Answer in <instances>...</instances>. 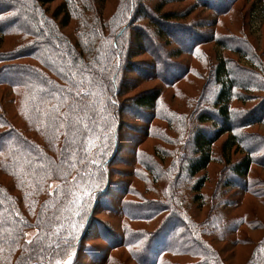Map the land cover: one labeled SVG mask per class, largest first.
Returning <instances> with one entry per match:
<instances>
[{
	"label": "trees",
	"instance_id": "16d2710c",
	"mask_svg": "<svg viewBox=\"0 0 264 264\" xmlns=\"http://www.w3.org/2000/svg\"><path fill=\"white\" fill-rule=\"evenodd\" d=\"M53 1L0 0V264H83L82 253L98 258L95 264H127L115 256L119 250L133 264H226L191 228L197 222L188 215L190 194L181 193L180 172L186 170L184 181L195 177L186 189L191 186V201L203 205L204 172L214 160L215 141L225 135L219 156L231 179L224 178L227 188L210 200L204 221L213 234L214 222L243 195L264 205V178L249 175L254 164L264 168V135L247 131L254 124L264 127V98L258 96L264 93V61L252 43L217 30L216 15L229 4L218 8L223 0H192L183 11H164L168 3L184 0H117L103 15L105 0H60L50 12ZM198 6L214 15L199 13L186 23ZM252 8L254 18H264V0H254ZM70 21L72 35L63 30ZM6 43L11 48L3 49ZM209 43L215 61L208 70L217 88L209 109L192 110L187 164L176 159L168 164L175 174L168 203L145 198L144 192L155 190L151 184L169 183V175H155L150 163L142 162L136 165L148 173V182L138 166L131 176L143 189L128 181L110 200L112 165L129 126L126 110H148L151 121L163 86L179 78L171 74L176 58ZM143 54L150 59L137 58ZM129 73L159 84L130 95ZM257 98V105L244 106ZM207 123L212 128L202 127ZM232 176L239 179L236 184ZM108 201L113 205L107 207ZM103 209L114 218L113 226L97 217ZM162 213L155 230L145 231L142 224ZM232 221L234 229L262 230L257 239L241 235V240L252 245L245 264H264V221L248 212ZM203 234L208 236L206 229ZM89 236L102 237L108 246L87 245Z\"/></svg>",
	"mask_w": 264,
	"mask_h": 264
},
{
	"label": "rangeland",
	"instance_id": "374dc122",
	"mask_svg": "<svg viewBox=\"0 0 264 264\" xmlns=\"http://www.w3.org/2000/svg\"><path fill=\"white\" fill-rule=\"evenodd\" d=\"M59 1L60 0H56L49 4L50 12L55 8ZM116 2L117 0H105L102 5L103 10L101 13L103 15L111 13ZM149 2L153 3L156 2V0H150ZM191 4L192 0L173 2L171 4L168 3L163 7V10L183 11L189 8ZM253 4L254 0H223L222 3H218V8H224L228 5V11L221 15H216L218 21L216 28L217 30H220V32H226L231 37H234L235 40H246L249 43H252L256 48V52L264 61V18H254L255 13L252 8ZM199 13L204 16L214 15V12L212 15L210 8L202 9L198 6L184 21L188 23L190 18L197 17ZM197 21H202L204 23L203 19L199 20V18H197ZM73 26L74 23L70 21L67 26L63 27V30L68 33V35H72ZM206 28L207 26H203L199 30H205ZM11 46V44L6 43L2 48L9 49ZM170 46L176 47L177 45L172 43ZM213 46L214 45L211 43L205 44L203 47L196 46L195 51L191 55L181 54L176 58V70L171 74H175L176 76H179V78L176 79L174 84L163 86L160 100L156 110H154L155 112L152 114L153 119L151 121H149V114H151V112L148 110L143 109L140 110L141 112L130 111V109L126 110L123 120L128 123L129 126L125 127L122 131L123 147L118 151L116 162L112 165V168L116 171L114 173L116 174H113L112 172V175H110V178L114 180L113 185L109 189L111 192L107 195L110 200L115 198V195L124 188V184L128 181L134 182V185L140 190L143 189V184L140 181H137L134 176H131L132 170L138 166V169L141 170L140 176L148 182V173H146L140 165H136L137 162H142L145 164L150 163L155 175L159 174L163 176L165 173L169 175V183L157 181L153 185L151 184L150 186L155 190L144 192L143 194L145 198L147 200L159 198L162 204H166L165 202L168 203L167 197L172 194V178L175 177L173 169H169L168 164L172 159L180 161L182 167L187 164V159L192 151L191 142L193 135L191 133L195 126L192 110L196 108L197 112H199L204 107L209 109L210 102L212 101V97L217 88L212 80L211 72L208 70L209 65L215 61ZM225 54L232 59H238L236 55L229 51H226ZM137 58L142 61L144 60L145 62L150 59L146 54ZM240 63L246 65L245 61H241ZM128 76L132 79V84L128 86V88H130V95L142 89L159 84L157 80H150L148 82L142 81L140 77L134 73H129ZM258 96L264 98V93H259ZM258 98L249 100L244 106L248 107V109L252 108L260 101ZM233 104L236 106L237 110L242 109L238 107L240 105L238 101H233ZM213 115L216 120L220 122L221 119L215 112ZM148 116L149 118H146ZM202 127L205 129L212 128L211 124L208 123ZM247 131L264 135V127L260 124H254L247 127ZM224 138L225 135H222L217 141H215L213 145L214 160L208 164L206 171L204 172L207 174L208 180L202 188L205 197L203 205L198 207L195 202L191 201L193 191H191V186L188 189L186 188L189 186L190 180L192 184L195 177L191 176L189 181H184L186 171L184 168H182L180 172V181L183 180L181 193L183 196L190 194L187 199L191 202L189 205L187 204L189 210L188 215L191 214L190 217L194 218L197 222L196 224H193L191 228L201 232L198 237L200 238L203 235L207 242L218 250L226 264H245L250 255L252 245L245 241L242 242L241 235L242 237L246 235L250 238L257 239L261 235L262 230L260 228L253 230L247 226H241L239 228L240 230L237 228L234 229L232 220L233 217H236L243 212H248L251 215L255 214L258 218L264 221V205H261L256 199L249 195H243L240 197L238 206H234L232 209L227 207L230 208L229 210L227 209L228 212L226 211L227 213L225 212L217 222H214V225L211 226L214 228L213 234L208 225V221H204L207 211H209L208 203L210 200L213 197H218L220 194H224L220 192L227 188H224V185H222L224 178L228 177L231 179L230 173H228L223 162L220 161L219 156V146ZM136 146H138V153L140 154H136L134 159L132 150ZM142 148L146 151L141 152ZM133 160H135V163H131ZM154 174L151 173L149 179H151ZM249 175H257L264 178V168L254 164ZM232 179L235 184L239 180L233 176ZM236 189L237 188L235 187L234 190ZM217 190H220V192ZM217 192H219V195ZM108 204L107 207L113 205V202L108 201ZM219 210H221V208ZM105 211L106 210L96 214L97 217L113 226L115 224L114 218L108 215ZM164 215H166V213H162L143 223L142 226H144V230H155ZM249 217L251 218L252 216ZM136 225L138 226V223ZM205 229L208 234L207 237L203 234ZM93 230L95 231V229ZM86 244L99 246V249L108 246L102 237L93 238V236H89ZM156 244L153 243V248H156ZM115 256L126 261L127 264H133V261L129 260L128 255L124 251H117ZM81 259L83 264H95L99 260L96 257L91 258L88 253H82ZM180 259L181 261L188 260L186 257H181Z\"/></svg>",
	"mask_w": 264,
	"mask_h": 264
}]
</instances>
